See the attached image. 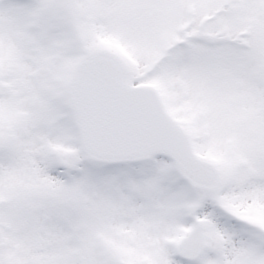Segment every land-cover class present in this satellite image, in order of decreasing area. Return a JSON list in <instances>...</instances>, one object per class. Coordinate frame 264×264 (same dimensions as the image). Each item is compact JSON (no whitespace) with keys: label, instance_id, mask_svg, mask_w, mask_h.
Listing matches in <instances>:
<instances>
[{"label":"snow or ice","instance_id":"1","mask_svg":"<svg viewBox=\"0 0 264 264\" xmlns=\"http://www.w3.org/2000/svg\"><path fill=\"white\" fill-rule=\"evenodd\" d=\"M0 264H264V0H0Z\"/></svg>","mask_w":264,"mask_h":264}]
</instances>
